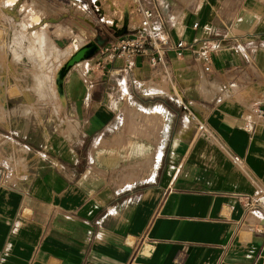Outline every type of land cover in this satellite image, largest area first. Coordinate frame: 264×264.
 Listing matches in <instances>:
<instances>
[{
	"label": "crops",
	"instance_id": "crops-1",
	"mask_svg": "<svg viewBox=\"0 0 264 264\" xmlns=\"http://www.w3.org/2000/svg\"><path fill=\"white\" fill-rule=\"evenodd\" d=\"M97 1L104 14L94 0H30L42 15L34 27H60L86 43L100 37L99 47L128 37L101 16L116 15L119 29L130 0ZM141 2L172 42L220 41L210 71L194 66L190 49L168 53L161 75L146 57L128 66L95 53L63 83L60 115L74 119V141L52 134V109L33 95L34 109L18 114L33 145L0 142V264H264V204L254 212L246 204L264 191V0ZM152 114L156 140L125 124L150 126ZM131 164L150 170L118 181H133L125 186L110 182Z\"/></svg>",
	"mask_w": 264,
	"mask_h": 264
},
{
	"label": "rangeland",
	"instance_id": "rangeland-1",
	"mask_svg": "<svg viewBox=\"0 0 264 264\" xmlns=\"http://www.w3.org/2000/svg\"><path fill=\"white\" fill-rule=\"evenodd\" d=\"M79 8L78 6V11H81ZM41 17V14H36L30 0H0V70L4 74L3 81L0 80V142H3L4 146L16 140L20 142L21 147H26V144L33 145L30 132L26 133L24 130L29 122L23 116L18 117V114L25 115L29 111L28 107L34 109L35 102L32 98L36 94L46 98L43 103H48L52 109V115L45 121L55 126L53 131L58 130L55 133L52 131V134L70 141L76 140L78 136L74 119L60 115L64 107L55 95V91L58 94L56 75L61 67L59 63L61 64L74 51V48H79L78 45L86 43L87 40H81L80 35L70 31L62 32L60 27L52 32L53 29L49 24H45L44 27H39V25L34 27ZM64 37L69 38L72 43L62 48L56 44L55 40ZM53 42H55L56 48L52 44ZM86 64L87 61H84L75 66L73 70L86 66ZM150 83L154 86V88L151 87L152 89L161 87L154 82ZM36 103L41 104L42 101L39 100ZM36 121L37 130H39L44 116L41 117L37 112ZM131 123L151 131L154 134V139H157V130L155 131L154 128L148 127L144 122L135 120L129 122L126 119V126ZM64 125H67L65 129L61 127ZM156 125L159 126L160 122ZM45 135L48 138L49 135ZM149 137H151L150 134ZM151 159L156 160V153L151 156ZM131 167H133L132 164L123 166L121 170H115L114 172H117L111 175L110 182L116 186H125L133 181L123 184H119L118 181L126 179L128 175L144 176L150 170L142 165L134 166L133 170ZM94 172L100 174L95 168Z\"/></svg>",
	"mask_w": 264,
	"mask_h": 264
},
{
	"label": "built area",
	"instance_id": "built-area-1",
	"mask_svg": "<svg viewBox=\"0 0 264 264\" xmlns=\"http://www.w3.org/2000/svg\"><path fill=\"white\" fill-rule=\"evenodd\" d=\"M94 4L98 7L99 14H104L99 7V1L94 0ZM127 10V25L125 33L128 37L110 41L107 44L99 47L96 53L105 57L106 60L114 59L115 57H123L128 66L134 64L137 56L148 58L149 64L154 68L156 74H165L164 68L167 66V54L172 52L175 56H184L185 49H190L193 54V64L203 72H208L211 69L212 53L220 46V41L202 40L201 42H188L179 40L172 42L166 36L163 29L153 23L154 13L151 9L146 8L141 0H130V4H126ZM107 27L116 33L119 29L115 28L114 23H119V18L116 15H102ZM131 19V20H130ZM194 27L198 23H194ZM196 44H200L198 49ZM176 94V93H173ZM178 94V93H177ZM178 104L187 109V102L182 96H176ZM258 115L264 120V111L259 110ZM197 121L198 130L207 132L208 127L203 118H195ZM238 160L237 157H235ZM246 204L250 212L257 211L260 204H264V191L258 190L257 194L247 197Z\"/></svg>",
	"mask_w": 264,
	"mask_h": 264
},
{
	"label": "bare ground",
	"instance_id": "bare-ground-1",
	"mask_svg": "<svg viewBox=\"0 0 264 264\" xmlns=\"http://www.w3.org/2000/svg\"><path fill=\"white\" fill-rule=\"evenodd\" d=\"M7 1V0H6ZM11 2H13V1H11ZM9 3V2H8ZM7 4V3H6ZM28 21V20H27ZM126 24H127V22H125V23H123L122 24V28L123 27H125L126 26ZM114 26H115V28H117V26H116V23H114ZM23 27H25V26H23ZM35 32V31H34ZM35 40V39H34ZM38 41V40H37ZM45 43V42H44ZM30 44V43H29ZM28 47V46H27ZM35 48V47H34ZM51 48V47H50ZM97 49H98V45L95 43V42H93V41H90V42H88V43H86V44H84V45H82V46H80L79 48L78 47H76V48H74V51H72V53L66 58V59H64V63L62 62L61 64H60V69H59V71H58V73H57V75H56V86H57V91H58V94H59V96H60V101H61V105L63 106V107H65V104H66V99H65V95H64V89H63V83H64V79H65V77H66V75H67V73L71 70V69H73V67L75 66V65H79L80 63H82L81 61H83V60H85V59H87V58H90L96 51H97ZM24 51V50H23ZM15 52V51H14ZM25 54V53H24ZM26 55V54H25ZM18 56V55H17ZM28 57V56H27ZM42 59V58H41ZM35 68V67H34ZM133 108V107H132ZM135 108V107H134ZM129 110V109H128ZM128 112V111H127ZM136 112V111H135ZM140 113V112H139ZM150 113V112H149ZM154 113V112H153ZM140 114H142V113H140ZM129 115V114H128ZM144 115V114H143ZM136 116H138V117H140V115H138V113H137V115ZM147 117H149V116H147ZM141 118V117H140ZM150 118V120L147 118H145L147 121H150V126H154V125H156L158 122H160V116L158 115V114H152L151 115V117H149ZM162 118V117H161ZM144 119V120H145ZM147 125V124H146ZM150 126H148V127H150ZM154 128V127H153ZM156 130H157V128H156ZM155 132V131H154ZM149 156V155H148ZM145 158V157H144ZM137 164V163H136ZM141 164V163H140ZM139 164V165H140ZM145 164V163H144ZM143 164V165H144ZM147 164H151V162L148 160L147 161ZM153 165V164H152ZM141 166V165H140ZM133 167H134V165H133ZM152 168V167H151ZM136 169V168H135ZM130 174V173H129ZM137 176V175H136ZM129 177V176H128ZM132 177V176H131ZM134 178V177H133ZM132 178V179H133ZM130 180V179H129ZM128 180V181H129ZM131 181V180H130ZM129 181V182H130Z\"/></svg>",
	"mask_w": 264,
	"mask_h": 264
},
{
	"label": "water",
	"instance_id": "water-1",
	"mask_svg": "<svg viewBox=\"0 0 264 264\" xmlns=\"http://www.w3.org/2000/svg\"><path fill=\"white\" fill-rule=\"evenodd\" d=\"M123 33H125V27H123V29H121V30H118V31L115 33V35H116V36H119V35H122ZM104 42H105L104 39H102V38H100V37L98 38V40H97V42H96V44L98 45V49H99V46L102 45ZM98 49H97V51H98ZM97 51H96V52H97ZM96 52H95V53H96ZM95 53H94V54H95ZM94 54H93V55H94ZM93 55H92V56H93Z\"/></svg>",
	"mask_w": 264,
	"mask_h": 264
}]
</instances>
